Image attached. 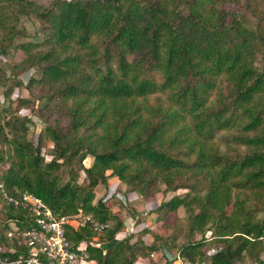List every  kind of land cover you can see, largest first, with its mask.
<instances>
[{
    "label": "trees",
    "instance_id": "trees-1",
    "mask_svg": "<svg viewBox=\"0 0 264 264\" xmlns=\"http://www.w3.org/2000/svg\"><path fill=\"white\" fill-rule=\"evenodd\" d=\"M225 2L0 0V53L11 44L25 51L19 67L41 71L28 83L42 88L52 111H65L70 127L45 126L53 142L46 160L27 138L29 118L10 113L0 122L6 146L0 162L7 163L0 183L41 197L56 213L80 208L113 222L104 228L107 245L92 242L89 223L68 227L67 237L85 259L135 264L128 238L113 241L123 219L104 198L94 199V188L113 175L146 196L159 181L186 189L156 208L168 213L183 206L191 231L201 233L180 246L189 261L205 256L210 238L218 244L210 264H240L245 256L264 264V216L257 215L264 211V29L248 25ZM30 13L43 22V39L15 42L26 31L21 16ZM151 94L155 102L148 101ZM88 154L86 185L78 183L76 170L62 177L65 161ZM8 205L11 222L0 233V257L28 249L17 233L29 227L28 215ZM209 226L214 230L206 234ZM152 233L158 244L148 251L169 247L167 236Z\"/></svg>",
    "mask_w": 264,
    "mask_h": 264
},
{
    "label": "rangeland",
    "instance_id": "rangeland-1",
    "mask_svg": "<svg viewBox=\"0 0 264 264\" xmlns=\"http://www.w3.org/2000/svg\"><path fill=\"white\" fill-rule=\"evenodd\" d=\"M36 1L43 5H49L52 0ZM225 7L230 12L237 13L241 19L246 20L248 25L256 27L258 24L264 29V0H226ZM19 26H23L26 31L24 34L17 35L15 37V42H40L44 37L43 22L33 13L22 15ZM24 57L25 51L20 47H15L14 44L9 45L5 54L0 53V122L12 112L29 118L26 132L27 138L34 144L39 145L42 155L46 160H49L53 154V142L47 137L44 130L45 126L50 124L62 129L64 132H68L70 129L68 126V118L63 109H56L55 111L50 109L46 104L42 88L39 85H36L34 82L28 83L31 76L39 77L41 71L38 68L23 69L19 67L18 64L21 63ZM261 63L262 52L261 50H257L256 64L260 66ZM148 101L155 102L156 95H149ZM220 147L224 148L225 145L220 143ZM4 148H6V146L0 142V149ZM229 151L233 152L231 148H229ZM92 161L93 156L90 154L82 161L73 158L72 160L65 161L59 173L64 179H67L70 169L76 170L78 183L86 185L88 179L82 165L89 166L92 164ZM6 165V162H0V172ZM110 171L111 169L109 168L105 169V173L107 174H109ZM156 186L155 192L146 196L132 188V185H128L118 177L110 175L107 179V184L99 183L94 188V199L102 197L110 204L111 208L116 207L120 208V210L126 209L133 216L137 213L139 216L138 220L142 222V226L146 223L148 224L146 228L153 226L154 230H159L166 234L168 238L167 245L169 247L166 248L162 245H158L157 248H155L156 251L152 254V248L148 251L149 248L147 249L146 244L143 243L144 238L142 235L138 234L136 238L140 239V242L137 240L136 242L139 243H137L132 250L133 252H137L135 264H210V255L216 250L218 245L213 243L210 238L205 241L203 246L205 252L203 258L197 256L195 261L191 262L181 252V244L190 240H199L202 236L201 233L191 231V223L184 207L179 206L175 211L168 214H166L164 210L158 209L159 211H157L156 208L161 200L167 199L174 194H183L186 189H168L161 181H159ZM2 194H21V191L14 190L10 192L0 183V233L1 231L4 233L6 231L4 225L11 222V219H7V214L9 210H12ZM140 209L144 210L145 213L140 214ZM118 212L120 213V211ZM155 215L157 217V224L153 223V217ZM257 215L261 217L264 216V211H258ZM110 224H113V222H110ZM206 230H208L206 234H209L214 228L209 226ZM105 235L104 230L96 231L92 238V242L95 244L103 242V245H107ZM149 236L151 235L145 237V240L146 238L147 241L150 240L151 237L149 238ZM122 238H125V236L122 237V233H120L115 236L113 241ZM154 240L155 242L153 239L151 242H154L153 244H158L157 240ZM113 241H111V243ZM1 245L2 243L0 242V249ZM147 251L148 254L144 253ZM138 256H143V258H139ZM262 256L264 257V253H262ZM249 260L250 258L245 256L240 261V264H248Z\"/></svg>",
    "mask_w": 264,
    "mask_h": 264
},
{
    "label": "built area",
    "instance_id": "built-area-1",
    "mask_svg": "<svg viewBox=\"0 0 264 264\" xmlns=\"http://www.w3.org/2000/svg\"><path fill=\"white\" fill-rule=\"evenodd\" d=\"M2 195L9 204L26 212L29 227L17 232L28 245L27 252L1 256L0 264H82L85 258L67 237L68 227L78 228L89 223L96 232L111 226L109 221L100 222L80 208L72 214L56 213L41 197L30 192ZM12 233L8 231V235Z\"/></svg>",
    "mask_w": 264,
    "mask_h": 264
},
{
    "label": "crops",
    "instance_id": "crops-1",
    "mask_svg": "<svg viewBox=\"0 0 264 264\" xmlns=\"http://www.w3.org/2000/svg\"><path fill=\"white\" fill-rule=\"evenodd\" d=\"M107 204L110 206L109 203H107ZM110 208H111V206H110ZM111 210L114 211V212H116L123 219V221H124V226L122 228V231H120L117 234L122 233V237H124V236L127 237L128 240H129V243L133 244V246H135L137 243L140 242V239L136 238V236H138V234L142 235V237L144 238L143 243L146 244L147 249H148V247L150 245H152L155 242V240H154L155 239L154 238V234L152 233L153 231L155 233H159L161 235H165L166 236L165 233L160 232L159 230H154L153 226H150L151 229L150 228H146V225L148 226V224H146V223L144 224L145 226L144 225L142 226L141 225L142 222L140 220H138L139 216H138L137 213H135V215L133 216L126 209L120 210V208H116V207L111 208ZM118 211H120V213ZM157 211H159V210H157ZM170 212H172V211H170ZM170 212H168V213H170ZM122 213H123V215H122ZM144 213H145L144 210L140 209V214H144ZM168 213H166V214H168ZM156 215L153 217V219H154L153 223L154 224H157V220H156L157 217H156ZM129 220H131V221H129ZM141 230H143V231H141ZM139 231H141V232H139ZM148 235H151V236H149V238L150 237L151 238H150V240L147 241V238L145 240V237H148ZM152 239H153L154 242H151ZM137 240H139V242H136ZM155 251L156 250L152 248L151 249V254L154 253ZM138 257L139 258H143V256H138ZM82 264H95V261L94 260H90V259H84L83 262H82ZM248 264H250V262H248Z\"/></svg>",
    "mask_w": 264,
    "mask_h": 264
}]
</instances>
